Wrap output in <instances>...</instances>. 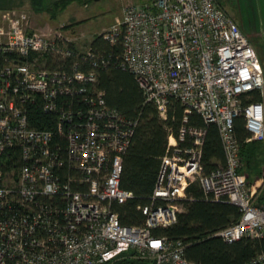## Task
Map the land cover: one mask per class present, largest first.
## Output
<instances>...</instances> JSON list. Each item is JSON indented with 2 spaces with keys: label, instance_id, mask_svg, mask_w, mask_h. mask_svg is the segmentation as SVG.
<instances>
[{
  "label": "built area",
  "instance_id": "built-area-1",
  "mask_svg": "<svg viewBox=\"0 0 264 264\" xmlns=\"http://www.w3.org/2000/svg\"><path fill=\"white\" fill-rule=\"evenodd\" d=\"M26 24L23 14L0 26V264H108L124 251L152 264H196L181 239L153 233L176 221L192 181L205 199L239 207L237 221L215 235L264 239V205L239 171L234 133L242 115L246 140L264 139L263 68L216 0L125 4L121 20L100 33L121 38V53L108 58ZM110 64L132 73L162 119L177 100L215 124L225 153V163L204 172L205 127L180 126L187 144L170 133L153 190L137 206L138 225L122 224L112 207L133 196L120 187V173L137 122L96 88L97 67ZM36 110L53 114L54 129L33 125ZM247 264H264V248Z\"/></svg>",
  "mask_w": 264,
  "mask_h": 264
},
{
  "label": "trees",
  "instance_id": "trees-1",
  "mask_svg": "<svg viewBox=\"0 0 264 264\" xmlns=\"http://www.w3.org/2000/svg\"><path fill=\"white\" fill-rule=\"evenodd\" d=\"M33 4H43V0H30ZM73 0H57L55 6L65 7ZM90 52L102 54L105 58L121 53V38L115 42L106 40L102 34L96 35L89 47ZM85 69V65H79ZM96 88L104 96L109 107L116 108L126 118L136 120L137 124L130 145L123 155L120 173V187L132 192V197L124 202L112 203L122 224L138 225L144 215L137 208L148 201L156 180L160 156L164 153L167 138L172 133L181 144H187V135L181 136L178 129L182 125L205 127L202 146V167L204 172L225 163V153L215 124H205L196 112L186 113L177 100H172L166 119H162L156 107L144 101L141 88L132 73L112 64L96 69ZM256 99L259 97L256 96ZM30 119L36 127H55V117L39 110L30 112ZM33 113V114H32ZM234 133L240 145L243 165L247 131L242 115L234 119ZM64 144L63 139H58ZM241 165V167H242ZM242 171V168L239 169ZM247 179V177H246ZM248 181V180H247ZM183 211L178 212L174 223L153 229L155 235H166L171 239H181L185 244L186 258L196 264H247L252 257L264 248V239L243 236L226 242L214 233L234 223L239 218V207L226 201H212L204 198L198 181L187 187V197L182 200ZM108 264H152V260L139 258L133 251H124Z\"/></svg>",
  "mask_w": 264,
  "mask_h": 264
},
{
  "label": "rangeland",
  "instance_id": "rangeland-1",
  "mask_svg": "<svg viewBox=\"0 0 264 264\" xmlns=\"http://www.w3.org/2000/svg\"><path fill=\"white\" fill-rule=\"evenodd\" d=\"M55 1L43 0V4L41 1L33 4L30 0H0V26L6 28L12 20L25 14L27 30L77 38L75 47L87 51L96 35L111 29L121 20L125 4L144 5L152 0H73L63 8L56 7ZM251 43L258 55L264 58L262 39H253ZM244 153L242 172L255 198L261 197L264 139L250 141Z\"/></svg>",
  "mask_w": 264,
  "mask_h": 264
},
{
  "label": "crops",
  "instance_id": "crops-1",
  "mask_svg": "<svg viewBox=\"0 0 264 264\" xmlns=\"http://www.w3.org/2000/svg\"><path fill=\"white\" fill-rule=\"evenodd\" d=\"M216 1L234 19V21L238 24L240 29L247 36V38L250 39V41L256 38L262 39L263 41L262 45L264 46V0H216ZM76 43L75 45L77 46ZM258 57L263 68V78H264V58L259 55ZM246 142H250V141L246 140ZM241 168L242 167H240V169ZM260 193L262 196L261 197L256 196L254 202L257 204L264 205V181L260 189ZM182 209H183V205H182Z\"/></svg>",
  "mask_w": 264,
  "mask_h": 264
}]
</instances>
